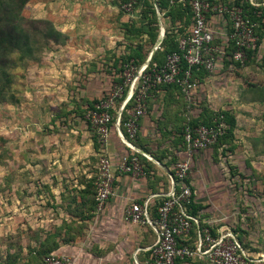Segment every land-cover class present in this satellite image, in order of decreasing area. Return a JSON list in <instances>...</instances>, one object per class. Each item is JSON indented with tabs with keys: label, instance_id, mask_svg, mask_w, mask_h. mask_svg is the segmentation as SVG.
I'll use <instances>...</instances> for the list:
<instances>
[{
	"label": "rangeland",
	"instance_id": "rangeland-1",
	"mask_svg": "<svg viewBox=\"0 0 264 264\" xmlns=\"http://www.w3.org/2000/svg\"><path fill=\"white\" fill-rule=\"evenodd\" d=\"M81 1L30 0L22 8L21 14L28 19H47L60 31L68 29L76 31L84 27L101 28L114 32L115 40L109 43L104 42V51L101 47L97 55L100 63L99 72L102 74L101 83L95 86L103 93L102 97L115 85L114 77L118 72L113 68V55H120L124 50V45L128 44V14L131 12L124 10L122 3L120 6V0L112 4V10L115 9L114 13H111L113 19L85 20L82 17V11L87 7V3ZM149 1L154 4V0ZM247 1H251L257 7L255 17L258 22H253L257 43L254 53L246 57L239 66L234 63L228 64L225 61L229 58L218 54L214 71L209 73L203 81L198 80L197 77L193 78L196 86L189 95L180 93L176 89H165L166 93H171L172 96L177 95L179 100L184 101L186 116L195 117L205 112L206 109L219 110L223 105H227L229 97H233L236 92L243 93L244 89L254 90L252 94L257 92V95H263L264 0ZM183 2L187 4V0ZM136 10L138 11L135 9L134 12ZM145 10H148V7H145ZM187 13H189L188 7ZM160 14L162 15L161 12ZM163 21L161 20L162 27L167 29L171 26L168 19L164 18ZM180 22L181 24L186 23L187 18L181 19ZM220 22V27L225 28L226 23ZM148 23V27H151L152 24ZM181 26V28L184 27ZM158 30L159 34L161 32L159 23ZM67 38L65 44L51 42L49 49L35 60L27 59L15 65L12 69L14 73L12 89L16 100H0V239H8L7 245L3 246L0 243V263L5 260L3 258L5 252L14 246L11 239H28L33 235L34 228H31L30 223L34 224L38 215L32 211L34 208L30 206L35 202L32 198L34 194L31 196L30 193L46 189V187L43 183H36L34 177H30V173L33 172L30 164L42 173L47 169L44 161L48 157L58 158L62 155L59 145L64 144V148L72 150L74 137H78L76 129L88 131L84 111L92 99L84 95L91 91L92 85L84 84L78 77V74L82 73L81 64H79L81 62L77 57L80 54L78 46L81 45L82 37L72 32ZM156 39L149 38L150 45L154 46ZM222 40V37L217 39L215 44L221 47ZM94 59L92 61H95ZM127 72L125 68L122 73L123 78ZM107 90L108 92H105ZM154 98L155 96L151 98L152 101ZM172 102L174 100L160 101L162 122L160 130L165 137L171 139V144L175 145V140L171 136L176 134V137L179 128L175 130L178 127V114H176V119L172 118L168 107ZM168 116L169 124L166 127L163 125V119ZM186 116H183L185 120L182 124L189 120ZM182 124L180 123V126ZM55 138H58L57 141ZM252 142V146L249 145L250 139L238 144L239 148L237 145L236 147L228 146L227 149L232 154L229 161L225 160L221 147L211 146L200 151L198 156L203 159V162L197 165L191 163V174L197 177V181L202 184L203 188L207 184L205 183L207 177H218L216 189L225 193V202L231 207L236 204L235 201L239 197L249 202L250 196L258 198L252 201L258 202V205H255L254 216L248 215L238 225L234 220L230 230L236 231L240 237V244L250 260L248 264H264V240L261 237L264 226L261 218L264 210V199H262L264 198V139L259 141L252 139ZM66 153L69 157L73 155L69 151ZM168 153H172L176 161L182 160L173 151ZM74 165L79 168L81 161L76 160ZM58 169L55 170L58 171ZM236 175H239L240 183L236 182ZM52 180L55 181V178ZM31 182L36 183L37 187ZM50 183L56 185L51 180H47L49 187ZM90 185L92 187V184ZM239 192L241 193L238 197Z\"/></svg>",
	"mask_w": 264,
	"mask_h": 264
},
{
	"label": "crops",
	"instance_id": "crops-1",
	"mask_svg": "<svg viewBox=\"0 0 264 264\" xmlns=\"http://www.w3.org/2000/svg\"><path fill=\"white\" fill-rule=\"evenodd\" d=\"M119 1L82 0L81 2L87 3V7L82 11V17L85 20L95 21L113 19L111 13H114L115 9L114 11L112 10V4L114 5ZM156 11L158 23L161 26V32L157 37L159 39L160 37L164 38L166 28L162 27L163 23L161 20L163 21L164 17L162 18L159 8ZM210 15L208 24L219 33V38L222 37L221 48L223 50L226 34L228 33V20L225 16ZM128 20L141 21L139 11L136 10L128 14ZM220 21L226 23L225 28L220 27ZM142 25L143 29H146L144 22ZM61 32L66 37L71 35L72 32H76L77 35L82 37V40H80L81 45L78 46L80 54L77 56L81 62L79 64H81L82 73H79L78 77L82 79L84 84L88 86L92 85L91 91H88L86 94L84 93L86 98L92 100L100 98L103 93L98 91L95 86L101 83L102 74V72H99L100 63L97 55L101 47H103L104 51V42L109 43L115 40L116 36L114 32L101 28L90 29L84 27L78 28L76 31L68 29ZM144 36L146 37V35ZM162 40L154 53L161 47ZM154 48L152 46L149 49L142 65L148 59L150 62L154 54L150 56V53ZM129 50L128 48V52ZM113 56V68L116 70L114 64L117 55L115 56L114 54ZM93 59L95 61H92ZM92 62L96 63L92 64ZM117 76L119 74L115 73V81ZM206 77L203 79L205 80ZM252 91L254 90L244 89L243 93L236 92L233 97L228 98L227 105L225 104L221 108L222 110L230 111L235 120L233 140L231 143L222 146L223 148L219 147L221 151H224L225 160L227 161L232 157V154L227 149L228 146L236 147L237 145L239 148L238 144H242V141L249 139V145L252 146V139L254 141L264 139V93L263 95H257V92L252 94ZM105 92H108V90ZM178 97L177 95L172 96L171 93H166L165 90H161L155 96L149 107H147L146 114L140 121V133L137 144H128L123 141L119 129L115 125L112 126L106 146V153L112 158L113 163L117 165L119 158L124 154L132 152L140 153L148 159L146 167L148 173L142 176H133L121 173L116 169L114 193L107 201L104 209L99 213H96L91 208V204L94 203L98 152L95 151L92 139L93 132L89 125L86 124L88 131L86 129H76L78 137H74L72 150L64 148V144L59 145L62 149V155L58 158L48 157L44 161L47 171L44 170L40 173L39 169L30 164L33 170L30 173V177H34L36 183L45 184L44 187L46 189L30 193L31 196L34 194L32 198L33 201L35 200L34 204L30 206L34 208L32 211L38 215L35 218L34 224L30 223L31 228H34L32 231L33 235L28 239H11L14 246L13 248H9L8 251L16 256L17 264H38V255L42 254L67 255L72 259L74 264H147L149 249L155 243L157 237L153 225L156 209L161 199L173 186L172 170L174 162H170L169 156L163 157L161 160H158L155 156H162L165 152L170 155L168 152L173 151L182 160L187 157L184 149H182V145L177 143V137L181 136L180 133H177L176 137V134H172L171 137L175 140V145H172L171 139L165 137L160 130L162 124L160 101L164 99L174 100L168 107L172 118L176 119V114H178V127L175 130L180 128V123L182 124V121L185 120L183 117L184 115L186 116V113H184L186 112L185 103L179 100L180 98ZM192 117L191 115L186 116V118ZM168 124L169 116L163 119V125L167 127ZM57 139L55 138V141ZM258 146H261L260 142ZM67 151L73 154L72 157H69L66 153ZM200 151H196L193 154L191 158L193 165L203 162V159L198 156ZM78 159L81 161V165L79 168H76L74 164H76V160ZM56 168H59L58 171L55 170ZM54 178L55 181L52 180ZM196 178L190 173L188 181L194 190V202L198 207V212L195 215L199 219L197 223L210 224L216 235L230 230L234 220L236 225H238L248 215L254 216L256 213L255 205H258V202L252 201L258 198L250 196V202L246 199L241 200L242 198L239 197L241 192H239V198L235 201L236 204L231 207L225 202V193L216 189L218 177H207L205 188H203ZM239 179V175H236V182L240 183L241 180ZM47 180H51L56 185L50 183L49 187ZM36 183L31 182L35 186ZM90 184H92V187ZM133 203H139L146 209V224H133L123 219L124 212ZM263 214L264 210L261 217L262 223ZM198 233L199 228L195 225L190 235L179 239V243L181 245H192L193 241L197 239ZM6 241L8 239H0V243L3 246L7 245L8 242ZM8 251L5 252L3 258L9 256ZM179 264L210 263L205 258L195 256L191 259L179 261Z\"/></svg>",
	"mask_w": 264,
	"mask_h": 264
},
{
	"label": "built area",
	"instance_id": "built-area-1",
	"mask_svg": "<svg viewBox=\"0 0 264 264\" xmlns=\"http://www.w3.org/2000/svg\"><path fill=\"white\" fill-rule=\"evenodd\" d=\"M135 0L122 5L128 12L132 10ZM193 13V23L185 36L178 40V50L169 53L162 66L154 64L139 68L132 63L126 66L122 83L115 84L107 96L100 98L90 109L85 118L100 140L98 164L95 178L96 213L101 212L114 193L115 171L142 176L144 167L135 152L122 155L117 162L106 153L111 124L121 133V138L130 144L137 137L142 117L146 114L147 101L159 85H177L185 94L195 88L194 69L204 68L213 72L216 68L218 54L222 48L214 45L219 33L208 24V14L225 16L230 23L227 41L234 44L232 58L241 63L247 57V50L256 46L254 36L255 23L243 15L240 6H228L221 0H189ZM116 115L110 109L120 100ZM130 105V106H128ZM126 119L121 121L122 111ZM114 120V121H113ZM122 127V128H121ZM226 124L215 121L212 126H192L186 123L183 128V142L186 158L173 165L172 189L161 199L153 220L157 237L150 247L147 264H179V261L195 256L205 258L210 264H248L250 260L232 230L214 235L208 223H200L197 216L191 214L194 190L188 178L191 173V158L196 151L214 145L224 133ZM126 222L146 224V209L139 203H133L123 215ZM199 228L197 239L192 245H181L179 239L189 236L194 226ZM264 225V214H263ZM264 227V226H263ZM264 240V228L262 234ZM42 264H74L67 255L48 254Z\"/></svg>",
	"mask_w": 264,
	"mask_h": 264
},
{
	"label": "trees",
	"instance_id": "trees-1",
	"mask_svg": "<svg viewBox=\"0 0 264 264\" xmlns=\"http://www.w3.org/2000/svg\"><path fill=\"white\" fill-rule=\"evenodd\" d=\"M30 0H0V100H16L12 84L14 79V73L12 69L18 63H22L27 59L35 60L41 53L45 50L49 49L51 46V42L54 44H64L66 41V35L58 30L51 21L47 19H28L22 16L21 11L24 5ZM131 0H121L120 6L124 3H127ZM228 4V6L236 5L240 6L243 15L248 18L251 22H258L256 16L257 7L251 3V1L245 0H221ZM122 3V4H121ZM157 5L159 11L162 13L163 17L168 19L171 26L166 29L165 36L162 40L161 47L156 50L153 54L150 62L148 63V69L152 67L154 64L157 66H162L166 60V56L178 50V40L180 37L185 36L190 29L193 23V13L191 11L189 0H187V4H184L183 0H157ZM145 7H148V10H145ZM187 7L189 9V13H187ZM138 9L140 13L141 21L128 20V44L124 45L123 52L117 56L115 59L114 66L118 74L120 75L118 78L116 77L115 84H120L123 81L122 73L124 72L126 66L132 63L133 66L139 68L142 63L145 61L149 49L152 47V44L149 43V38H153L154 40L158 37V15L154 4L149 0H135L132 6V11ZM128 12V13H130ZM186 15H189L188 17ZM210 14H208L209 16ZM150 16V17H149ZM207 16V17H208ZM183 18H187V22H183L181 24L180 20ZM146 26V29H143L142 23ZM148 22L152 25L148 27ZM183 25L184 27L181 28ZM228 32L230 33V23L228 21ZM174 28V29H173ZM151 29V30H150ZM175 30V32H174ZM255 30V29H254ZM37 31V32H36ZM146 35V37L144 36ZM145 38V39H144ZM219 37L216 38V40ZM216 40L214 41V45ZM126 41V40H125ZM127 42V41H126ZM224 49L222 50V54L224 58L227 59L228 64L234 63L239 66L241 62L235 61L232 58V52L234 51V44L231 41L226 42ZM257 44V43H256ZM257 46V45H256ZM256 46L252 49L247 50V58L254 53ZM128 48L130 49L128 52ZM127 52V53H126ZM225 60V59H224ZM119 64V66H117ZM209 71L204 68L194 69L193 77H197L198 80H202L206 76L209 75ZM176 89L183 93L181 89L174 84L170 85H159L153 92L152 96L147 101V107H149L150 102L154 96H157L161 90L165 89ZM108 94V93H107ZM104 95L101 98L107 96ZM123 97L118 100L114 107L110 109V113L112 115H116L117 109L121 103ZM99 99H93L92 102L88 104L84 111V117L86 113L93 108V105ZM149 103V104H148ZM130 106V105H128ZM126 119L125 110L122 111L121 121ZM87 125L90 126L89 121L85 118ZM223 121L226 124V128L224 133L218 138L217 142L212 145V147H222L225 144L231 143L234 137V127L235 120L234 116L228 110H210L206 109L205 112L198 114L196 117L189 118L187 124L192 126L197 125H205L212 126L215 121ZM114 121V120H113ZM186 125L184 121L181 127L177 130L181 136L177 137V143L182 145V149L185 148L183 142V128ZM113 126V124H111ZM140 126V125H139ZM112 128V127H111ZM122 128V127H121ZM92 129V128H91ZM180 130V131H179ZM92 139L95 147V151H100V140L98 136L95 134L92 129ZM139 130L137 133V137L132 143L137 144V140L139 137ZM223 148V147H222ZM224 150V149H223ZM163 153L162 156H155L158 160H161L163 157H168L170 162H176V159L173 157L172 153L170 155ZM222 153V151H221ZM224 153V151H223ZM144 167V172L148 173L147 161L148 159L140 154L136 153ZM173 174V170H172ZM189 183V182H188ZM95 197V194H94ZM94 203L91 204V208L94 209ZM191 214L196 215L198 212V207L194 200L191 203ZM212 233H214V229L211 228ZM239 241L240 237L238 236L236 231H232ZM263 239V237H262ZM240 242V241H239ZM13 247V246H12ZM9 256L5 258L4 262L0 264H17L16 256L8 251ZM46 254L38 255V264H42L43 257Z\"/></svg>",
	"mask_w": 264,
	"mask_h": 264
},
{
	"label": "water",
	"instance_id": "water-1",
	"mask_svg": "<svg viewBox=\"0 0 264 264\" xmlns=\"http://www.w3.org/2000/svg\"><path fill=\"white\" fill-rule=\"evenodd\" d=\"M154 5H155V7H156V9L158 10V8H157V0H154ZM163 38V37H162ZM162 40V39H161ZM161 40L160 41H158V39H157V41H156V43H155V45H154V49H152V51H151V53H150V56H152V54L154 53V51H155V49L157 48V46L159 45V43L161 42ZM149 63V59L146 61V63L144 64V65H147Z\"/></svg>",
	"mask_w": 264,
	"mask_h": 264
},
{
	"label": "bare ground",
	"instance_id": "bare-ground-1",
	"mask_svg": "<svg viewBox=\"0 0 264 264\" xmlns=\"http://www.w3.org/2000/svg\"><path fill=\"white\" fill-rule=\"evenodd\" d=\"M162 39V37H160L159 39H158V41H160ZM140 151V150H139ZM141 153H143L142 151H140Z\"/></svg>",
	"mask_w": 264,
	"mask_h": 264
}]
</instances>
